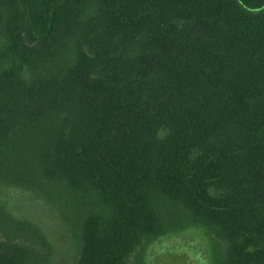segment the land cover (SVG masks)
<instances>
[{
	"label": "trees",
	"instance_id": "16d2710c",
	"mask_svg": "<svg viewBox=\"0 0 264 264\" xmlns=\"http://www.w3.org/2000/svg\"><path fill=\"white\" fill-rule=\"evenodd\" d=\"M148 264L197 228L264 264V0H0V264Z\"/></svg>",
	"mask_w": 264,
	"mask_h": 264
},
{
	"label": "rangeland",
	"instance_id": "374dc122",
	"mask_svg": "<svg viewBox=\"0 0 264 264\" xmlns=\"http://www.w3.org/2000/svg\"><path fill=\"white\" fill-rule=\"evenodd\" d=\"M15 211L37 220L48 231L55 247V264H70L73 245L54 211L35 199L15 193ZM197 228H187L158 238L149 250L148 264H207L209 249Z\"/></svg>",
	"mask_w": 264,
	"mask_h": 264
}]
</instances>
